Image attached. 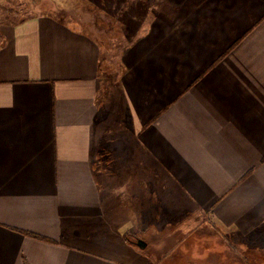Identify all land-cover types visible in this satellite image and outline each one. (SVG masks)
Listing matches in <instances>:
<instances>
[{
    "label": "crops",
    "instance_id": "obj_1",
    "mask_svg": "<svg viewBox=\"0 0 264 264\" xmlns=\"http://www.w3.org/2000/svg\"><path fill=\"white\" fill-rule=\"evenodd\" d=\"M154 2L114 82L134 167L110 145L91 24L0 21V264H152L135 242L177 201L264 251V0Z\"/></svg>",
    "mask_w": 264,
    "mask_h": 264
},
{
    "label": "rangeland",
    "instance_id": "obj_2",
    "mask_svg": "<svg viewBox=\"0 0 264 264\" xmlns=\"http://www.w3.org/2000/svg\"><path fill=\"white\" fill-rule=\"evenodd\" d=\"M122 1L114 0L116 9ZM154 1L156 0H146L140 4L139 0H127L119 7L116 17L109 21V14L101 10V6L109 10L110 0H0V21H20L42 14L37 11L38 7L44 10L54 9L56 13H61L64 9V12H68L67 17L90 23L91 26L87 25L86 29H91L97 34L104 47L107 44L103 52L108 73V81L103 83L106 89L103 93L106 95L109 92L106 105L109 118L106 119L109 133H112L114 139L110 144L115 150L114 158L119 166L124 168L132 165L134 167L132 161L136 162L139 155L135 144L128 138L129 131L126 130L129 128V113L119 89L114 87V82L124 69L121 64L123 51L133 39L145 32L148 22L153 17V6L159 5ZM95 18L103 25L96 24ZM107 142L108 140L102 144L98 143V150L102 151L101 153L108 154V148H105ZM107 158L103 156L100 158L99 167L103 168L102 165L109 161ZM186 206L183 202L177 201L172 209L180 210ZM144 207L147 212L154 208L148 199ZM162 207L166 209L165 206L160 207L162 214H159L161 216H158L157 220L152 221L153 216L148 217L152 227L141 237L147 244L145 252L152 264H264V251L261 248L257 251L252 247L250 239L224 237L219 228L206 216L191 212L187 217L185 213L173 212L172 209L171 212L169 209L162 210ZM195 246L196 253L202 255L203 259L193 257Z\"/></svg>",
    "mask_w": 264,
    "mask_h": 264
},
{
    "label": "water",
    "instance_id": "obj_3",
    "mask_svg": "<svg viewBox=\"0 0 264 264\" xmlns=\"http://www.w3.org/2000/svg\"><path fill=\"white\" fill-rule=\"evenodd\" d=\"M135 246H136L138 249H140V250H142V249H144V248L146 247L145 243H144L143 241H141V240H137V241L135 242Z\"/></svg>",
    "mask_w": 264,
    "mask_h": 264
},
{
    "label": "trees",
    "instance_id": "obj_4",
    "mask_svg": "<svg viewBox=\"0 0 264 264\" xmlns=\"http://www.w3.org/2000/svg\"><path fill=\"white\" fill-rule=\"evenodd\" d=\"M196 248H197V246L194 247L193 257L196 259H203L202 255L196 253Z\"/></svg>",
    "mask_w": 264,
    "mask_h": 264
}]
</instances>
